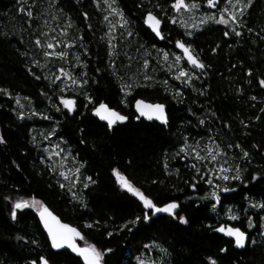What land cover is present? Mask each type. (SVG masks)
<instances>
[{"label":"trees","instance_id":"1","mask_svg":"<svg viewBox=\"0 0 264 264\" xmlns=\"http://www.w3.org/2000/svg\"><path fill=\"white\" fill-rule=\"evenodd\" d=\"M171 2L116 0L115 6L128 21L120 27L117 18L109 14L105 0L95 4L92 0H22L25 12L31 10V17L18 11L22 5L17 0H0V88L10 93L7 97L0 93V137L5 140L0 144L2 264H27L41 255L54 264H83L67 250L51 249L34 209L18 210L13 221L9 215L11 203L5 196L11 200H39L62 221L80 230L81 245L93 244L100 251L111 249L101 264H137L138 259L150 255L158 264H204L208 255L216 258L217 264H264V210L250 207L253 202L264 204V89L258 83V78H264V40L260 39L264 36V0H253L240 18L243 26L236 28L242 33L240 37L233 34L225 38L226 26L213 23L186 37L178 24L159 16L163 39L158 40L143 25V15L149 10L156 15L167 14ZM201 7L206 8L203 0ZM110 24L116 28L111 33L115 44L111 56L107 35ZM127 31H132V37L126 36ZM180 38L191 43L208 65L207 75L190 81L192 88L173 79L166 66L161 67L163 61L157 63L160 53L156 49L177 53L174 41ZM38 39L54 47H37ZM213 47L217 48L215 53L211 51ZM45 50L66 55L45 57ZM144 59L149 60L148 68H143ZM182 64L186 65L184 61ZM61 67L78 82L88 83L77 87L62 76L50 84L49 79L61 75L57 71ZM144 75L151 80L145 81ZM61 84L67 86L63 93L59 92ZM177 88L181 97L174 96ZM200 91L205 95H199ZM85 94L93 103L85 99ZM59 96L74 101L72 114L60 105ZM138 98L164 104L167 126L136 119L133 102ZM17 99L24 106V119H17L21 110L16 106ZM100 102L127 116V121L109 130L91 113ZM33 111L36 116L31 115ZM200 119L203 125L198 123ZM225 123L230 127L225 128ZM53 128L54 134L45 140ZM209 135L227 158L232 174L237 166L243 170L244 182L222 183L234 190L218 192L219 201L197 200L210 190L209 186L201 180L196 190L189 188L184 181L200 173L190 168V157L174 158L185 137L189 144L199 141L203 146ZM56 144L80 167V181L73 189L78 200L72 199L65 180L48 171L54 163L58 167L59 161L55 157L49 160L44 149L49 151ZM236 144L248 151L247 158H241L239 149L229 147ZM113 168L158 205L175 200L180 205L177 211L188 222L181 225L162 215L148 222L141 220L134 228L128 225L131 231L122 229V224L142 216L145 210L136 197L119 187ZM253 174L257 175L255 181ZM86 176L95 181L88 188L83 187ZM58 182L66 187L61 189ZM229 214L239 219L229 220ZM89 224L92 227H86ZM221 224L246 232V246L236 249L231 240L215 232L214 228ZM108 232L113 234L107 236ZM18 235L25 239L17 240ZM160 248L166 249L167 255ZM221 248L225 252L221 253Z\"/></svg>","mask_w":264,"mask_h":264},{"label":"snow or ice","instance_id":"2","mask_svg":"<svg viewBox=\"0 0 264 264\" xmlns=\"http://www.w3.org/2000/svg\"><path fill=\"white\" fill-rule=\"evenodd\" d=\"M26 2V0H25ZM56 0H52V3H55ZM92 3H97V0H92ZM253 3V0H203L204 6H206L208 9H216L219 15H214L211 13H208L206 15L200 16L198 19H193V14L201 8V0H172L170 4V11L172 13H187L188 18L187 20H184L182 18H179L177 15H171L168 16V22L170 24H178L181 28L185 29L184 36L186 37H192L193 32L199 31L200 28L203 26L213 23L217 25H224L226 26V30L223 32V36L225 38L229 37L230 35H235L236 37H240L242 35L241 31H237L236 28L242 27V21L241 17L245 15V12L248 10L250 5ZM17 4L22 5V0H17ZM116 0H105V5L108 8L109 14L117 18V23L120 25V27H125L128 24V21L124 19L123 12L120 11L118 7L115 6ZM223 5V6H222ZM142 5H137V7H141ZM156 7L159 8L160 5L156 4ZM18 11L23 12L27 16L31 17L32 13L29 9L27 12H25V9L23 5L18 9ZM86 16V14H84ZM166 13L161 12L159 15L153 14V11L149 10L143 15V24L147 26L148 29L151 30L152 33L155 34L157 38L163 39L162 31H161V19L159 16H164ZM105 21L108 20V16L104 17ZM71 27V25H69ZM188 29H191V31H188ZM248 32H252L251 28L247 29ZM116 31V28L114 25H109V33L108 35V43H109V56L112 55V49L115 47V44L112 43L114 36L111 35V33H114ZM41 35H44V33H41ZM133 33L132 31H127L126 36L132 37ZM53 39H55L53 37ZM261 40H264V36L260 37ZM35 44L37 47H45L46 49H52L54 45L50 42L44 41L41 42L39 39L35 41ZM64 47H68L67 44H64ZM174 47L175 49H178L179 52L183 54L181 57L180 55L174 54L169 51H164L162 49H156L158 53H160L159 59L157 63H161V67H165L167 71L173 72V79L178 80L181 82V84L184 87L192 88V84L190 81L196 80L201 74L207 75L206 68L208 65H206L199 57V55L195 52V50L192 47V44L189 43L187 40H184L183 38L176 39L174 41ZM213 53L217 51L216 47H213L211 49ZM43 55L45 57L49 56H58L63 58L66 54L62 51L60 52H50L45 50L43 52ZM87 55V52L85 53ZM145 55L147 56L148 53L146 52ZM172 57V62L168 63L169 58ZM79 59V58H77ZM186 61L185 66H181V61ZM81 67H83V64L81 63ZM149 67V60L144 59L143 60V68ZM61 75H57L55 79H49L50 84H55L57 80H61V77L63 76L66 80H71V83L73 85H77V87L87 84V80L77 81L76 79H73L70 74L64 69L59 68L57 69ZM115 75V73H113ZM250 73L246 72V75H249ZM84 73H81V76H83ZM143 79L145 81L151 80V77L149 75H144ZM258 83L260 88L264 89V78H258ZM165 85H167V81H165ZM137 86H143V85H137ZM147 86H151L150 84ZM128 87H132V85H129ZM67 86L64 84H61L59 87V92L63 93L66 91ZM123 91V89H122ZM193 91H197L193 88ZM239 91V89H237ZM0 93H2L4 96H9L10 93L7 89L0 88ZM128 94L127 92L125 93ZM199 95H205V92L200 91ZM175 97H181L182 92L179 88L175 89L174 91ZM59 99L60 105L63 106V109L67 110L68 114L73 113L74 109V101L72 99L64 98L63 96L57 97ZM25 100L28 99V97H24ZM85 99L91 104L93 103L92 98L85 94ZM252 100H255L256 97H251ZM123 103V101H121ZM16 106L19 107L21 110L16 114L17 119H24L25 113L23 111V105L20 104V100H16ZM193 103H196L195 100H193ZM135 111L138 113V116H136V119H139L140 117H143L145 120L148 121H158L161 125L167 126L168 119L165 112V105L161 103H145L141 99L135 100ZM60 108H57L56 111H60ZM262 112H264V108L261 109ZM92 113L95 117H98L100 121L105 122L106 126L109 130L113 129L114 125H117L118 123L125 122L128 117L125 115H122L120 112L111 109L106 103L100 102L92 109ZM32 116H36V112H31ZM194 115V113H193ZM212 115H215V113H212ZM44 119H50L48 116H44ZM198 123L203 125L204 120L200 119L198 120ZM241 124L244 127H247V124H244V121H241ZM225 128L230 127L227 123L224 124ZM55 132V128H53L51 131H49L45 136L44 139L48 140ZM209 141L213 145H215V141L212 140L211 135L208 137ZM185 142L182 144L177 153L175 154V157H178L181 160H184L185 156H189L192 159V163L190 165V168L194 170V173H201V175H193L191 180H185L184 183L188 185L189 188L196 190L197 182L203 181V183L207 184L209 186V191L206 192L203 196H199L196 199L197 200H205L210 199L211 201H219L220 196L218 195V192H229L233 191L234 189H231L223 184H214L211 177L215 176L217 180L221 181H243L242 177V169L238 166L235 169V173L232 174V169L229 167H224L221 165L219 169H216L215 171H209L207 176L203 175L204 171H207L209 165H212L213 168H215V164L218 161V158L221 156H224V153L221 151L220 147H210L208 144H204L203 147H201L199 141H194L192 144L188 143V138H184ZM5 140L0 137V144H4ZM81 143H84L83 140H81ZM59 147V145H52V151L49 152L48 148L45 147L44 151L47 154V158L51 160L53 157L60 158L59 161V168L54 163L52 166L48 168L49 172L56 173L60 178L63 180H68L69 175H66L65 171L63 170V161L68 158L67 155H64L62 152L56 151V149ZM229 147H235L236 149H239L242 153L241 158H247L249 156L248 151H245L239 144H236L234 146L229 145ZM255 148L256 145H253ZM41 163H44V160H41ZM73 163L75 164V160L73 159ZM225 163H228L226 160ZM165 168H167V164H165ZM72 172H74L77 176L80 172V167H75ZM168 175V173H165ZM112 175L116 178V182L119 185L120 188L125 189L127 192L131 193L132 196L136 197L137 200L140 202V204L143 206V209L145 210L143 212L142 216H135L134 218L126 221L124 224H122L120 227L122 229L126 228L128 231H131L132 228H134L138 222L143 220L144 222H148L151 218V216H155L157 213H166L169 217H171L173 220L178 221L179 224L184 225L188 221L185 217V215L180 214L177 209L180 207V205L175 201H169L166 203H162V205H158L154 200L147 195H145L139 188L134 187L131 182H129L128 179L125 178L124 175H122L116 168L112 169ZM252 180H257V175H252ZM85 183L83 184L84 188H88L90 184H94L95 181L90 177L86 176L84 177ZM156 181H153L155 183ZM77 183L76 179H72L70 181L69 186V192L71 193L73 200H78L79 197L73 191L75 185ZM58 186L61 189H64L66 185L62 182H58ZM4 199L6 201H10L11 203V211L9 213L10 218L15 221L17 219V211L23 210V209H34L36 212V215L39 218L40 224L43 226L44 231L47 233V238L50 243V247L53 250H61V249H70L71 252L75 253L80 260H82L83 264H101V260L104 257L105 253H108L111 251V249H104L103 251L98 250L93 244L85 243L83 247L78 246L75 243V240L81 237L80 232L77 231L76 228L69 226L66 223H62L54 214L52 211L49 210L48 207L45 206L44 203L41 201L31 198V199H24V198H17L15 200H11L9 196H5ZM192 199V198H188ZM81 204L83 206V202L81 201ZM211 207L214 209L216 207V204L213 203ZM250 207L257 208L264 210V204L261 203H251ZM229 220H237L239 217L234 214L228 215ZM251 222L252 217L248 218ZM261 220L264 221V217H261ZM128 225H131L132 228H129ZM86 227H92L91 224L86 225ZM249 227H251V223H249ZM261 228H264V223L261 224ZM217 233H222L226 237L232 238L230 241L234 244V247L236 248H243L246 246V233L242 231L240 228L236 227H225L224 225H220L219 227H216L214 229ZM113 233L108 232L106 233L107 236H111ZM261 235H264V232H261ZM17 240H24L25 238L23 236H17ZM33 245L37 244L36 240L32 241ZM145 248L148 247V245L144 246ZM153 247H157L155 244ZM160 252L164 255H167V250L164 248L159 249ZM225 248H221L220 252H225ZM56 254H59L57 252ZM2 264V262H0ZM27 264H54V262L50 261L49 258L41 255L39 256L38 260L33 259L29 260ZM137 264H145V261L143 259H138ZM158 264V262H157ZM204 264H217L216 258H214L211 255H208L204 257Z\"/></svg>","mask_w":264,"mask_h":264},{"label":"rangeland","instance_id":"3","mask_svg":"<svg viewBox=\"0 0 264 264\" xmlns=\"http://www.w3.org/2000/svg\"><path fill=\"white\" fill-rule=\"evenodd\" d=\"M223 6V5H222ZM204 7H206V6H204ZM208 13H211V14H214V15H219V13L217 12V10L216 9H208L207 7L206 8H200L199 9V11H197V12H195L194 14H193V19L194 20H196V19H198L200 16H202V15H206V14H208ZM171 15H177L179 18H182V19H184V20H187V18H188V15L189 14H187V13H180V14H177V13H172L170 10H169V12L166 14V15H164L166 18H167V20H168V16H171ZM161 17H163V16H161ZM184 29V28H183ZM184 31H185V29H184ZM188 31H191V29H188ZM174 54H177V55H180L181 57H182V54L180 53V52H177V53H174ZM172 62V57H170L169 58V61H168V63H171ZM182 62H183V60L181 61V66H183V64H182ZM185 63H186V61H184ZM172 73V75L174 74V70H173V72H171ZM176 81H178V80H176ZM180 82V81H179ZM69 98V97H68ZM67 98V99H68ZM205 144H208L210 147H216L215 145H213L212 143H211V141H207V142H205ZM56 145H58V144H56ZM201 147H203V146H201ZM53 149H52V147L49 149V152H51ZM56 151H59V152H62L64 155H66V152L62 149V147L59 145V147L56 149ZM189 157V156H188ZM191 158V157H190ZM54 160H57V161H60V158H58V157H55L54 158ZM227 160V158L225 157V156H221V157H219L218 158V161L216 162V164H215V168H213V166L212 165H209V167H208V169H207V171H204L203 172V175H205V176H207V174H208V172L209 171H215L216 169H219L220 167H221V165H223L224 167H230L229 166V164L228 163H225V161ZM228 161V160H227ZM63 165H64V167H63V170L65 171V173H66V175H69V179L68 180H65V183L67 184V188L69 189V186H70V181L72 180V179H76L77 180V183H79V181H80V177H79V174H78V176L74 173V172H72V170L75 168V167H79V166H77V165H75L74 163H73V158L72 159H66V160H64L63 161ZM58 168H59V164H58ZM200 175H201V173H200ZM211 179L213 180V183L214 184H222L224 181H221V180H217L216 178H215V176H213V177H211ZM77 183H76V185H77ZM75 185V186H76ZM83 245H85V243L83 244ZM143 259V258H142ZM144 261H145V264H155V263H157V261H155V260H152V256L150 255V256H148L146 259H143Z\"/></svg>","mask_w":264,"mask_h":264},{"label":"water","instance_id":"4","mask_svg":"<svg viewBox=\"0 0 264 264\" xmlns=\"http://www.w3.org/2000/svg\"><path fill=\"white\" fill-rule=\"evenodd\" d=\"M154 14V13H153ZM144 25V24H143ZM146 28H147V26L146 25H144ZM161 28H162V20H161ZM148 29V28H147ZM150 32H151V30L150 29H148ZM152 33V32H151ZM154 36H155V34L154 33H152ZM156 37V36H155ZM157 38V37H156ZM158 40H162V39H160V38H157ZM178 50V49H177ZM179 51V50H178ZM181 53V52H180ZM182 54V53H181ZM182 56H183V54H182ZM68 99H70V98H68ZM138 99H140V98H138ZM137 100V99H136ZM141 100H143V99H141ZM145 103H153V104H155V103H157V102H148V101H145V100H143ZM135 101L133 102V110H134V112H135V114H136V116H138V113H136V111H135ZM95 107V106H94ZM111 108V107H110ZM111 109H113V110H116V109H114V108H111ZM74 110V109H73ZM117 111V110H116ZM165 112H166V108H165ZM91 113H92V111H91ZM92 115H93V113H92ZM123 115V114H122ZM94 116V115H93ZM166 116H167V113H166ZM95 117V116H94ZM95 118H97L98 120H99V118L98 117H95ZM140 118H142V119H144L143 117H140ZM145 120V119H144ZM100 121V120H99ZM127 121V120H126ZM125 121V122H126ZM146 121H148V120H146ZM100 122H102V121H100ZM156 123H158V124H160L158 121H155ZM103 123H105V122H103ZM124 123V122H123ZM106 124V123H105ZM118 124H121V123H118ZM50 210V209H49ZM178 210V209H177ZM51 211V210H50ZM62 223H66V224H68L69 226H71V227H74V228H76L77 229V231L78 232H80V230L77 228V227H75V226H73V225H71V224H69V223H67V222H64V221H62L55 213H53ZM168 216L166 213H157L155 216H151V217H156V216ZM38 221H39V218H38ZM39 224H40V222H39ZM221 225H224L225 227H234V226H232V225H230V224H221ZM40 226L42 227V230L44 231V229H43V226L40 224ZM220 225H218V226H216V227H219ZM215 227V228H216ZM214 228V229H215ZM236 228H238V227H236ZM44 233H45V235L47 236V233L44 231ZM246 233V232H245ZM80 234H81V232H80ZM218 234H220V235H222L223 237H225V238H227V239H229V240H232V238H230V237H226V236H224L222 233H218ZM81 237H82V234H81ZM48 239V238H47ZM80 241H81V238H77L76 240H75V243L78 245V246H80V247H83L84 245H81L80 244ZM49 242V241H48ZM247 242H248V235H247V233H246V244H247ZM233 244V243H232ZM49 245H50V243H49ZM233 247H234V244H233ZM234 248H236V247H234ZM244 248V247H243ZM236 249H242V248H236ZM53 250V249H52ZM61 250H67V251H69L73 256H75V257H78L75 253H73V252H71V250L70 249H61ZM53 251H60V250H53ZM79 258V257H78ZM80 259V258H79ZM82 261V260H81Z\"/></svg>","mask_w":264,"mask_h":264}]
</instances>
